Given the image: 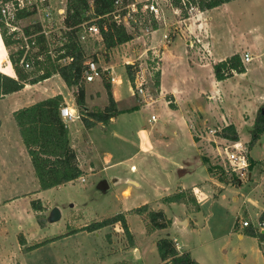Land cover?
Here are the masks:
<instances>
[{
    "label": "rangeland",
    "instance_id": "1",
    "mask_svg": "<svg viewBox=\"0 0 264 264\" xmlns=\"http://www.w3.org/2000/svg\"><path fill=\"white\" fill-rule=\"evenodd\" d=\"M158 1L161 10L158 27H164L157 30L161 36L167 29L172 38L175 29H184L188 18L197 11L190 13L187 10L190 16L183 18L181 10L174 7L170 0ZM256 15V23L263 25V20L258 21L263 16L262 13ZM215 16L209 21L213 32L216 23L222 22L221 19L218 21L216 12ZM28 18L23 20V26L31 20ZM128 29L135 35L143 34L136 28ZM9 39L11 43L6 46L0 33V61L5 58V61L0 62V70L14 76L15 67L10 56L17 54L18 45ZM83 40L88 54L91 55L88 61L94 59L101 69H105V60L110 59V53L104 51L102 39L98 40L96 35H87ZM141 45L143 46V43L137 46ZM142 50L143 48L140 52ZM138 55L120 59L113 56V59L118 60L119 71L125 69L127 72V64L139 65L140 60L135 59ZM148 56H151L149 52L146 59ZM55 57H52V60ZM48 63L47 57L45 62L35 65L32 69H25L20 63L19 67L33 77L42 73ZM39 68L42 70L38 71ZM85 83L86 106L92 107L95 102L90 95L92 85L100 88L101 84L98 79ZM129 86L130 82L125 78L122 86L125 90L123 104L133 105L134 108L122 111L107 124L98 123L91 128L83 127L80 118L70 123L73 128L75 125L79 126L71 130H74L71 143L75 145L76 153L86 156L90 150L89 157L94 160L96 171L86 175L85 181L78 178L43 190L39 188L30 156L19 136L11 109L31 104L59 90L74 106L73 93L54 75L43 83L0 100V135L11 137L9 153L4 154L0 143V173L4 168L9 179L15 174L13 191L3 192L0 196H20V203H23L25 201L22 197L32 194L29 202L31 213L24 212L22 217L12 214L8 207L0 203V226L6 224L2 223L5 220L9 228L6 236L0 233V264H159L161 259L156 241L160 236H164V230L150 232L143 215L132 211L134 207L146 203L154 208L163 207L174 223L177 219L190 218L186 232L174 229L169 232L178 242L187 244L186 248L192 247L194 255L201 258L202 264H264V238L250 234L248 228H234L236 222L247 218L257 226L261 220L260 216L264 213V130L258 139L248 146L255 120L241 125L240 140L246 142L250 157L255 163L250 169L252 175L239 183V180L228 172L225 180L221 181L218 173L217 178L207 169V165H221L224 170L229 168L219 154L217 144L209 140L212 136L208 130L217 126L200 122L198 112H195L193 107H184L189 124L192 123L193 133L196 136L203 134V137L199 136L200 152L198 147L191 143L186 132L176 134L178 129L172 123L164 126L163 117L155 122L150 121L151 113L134 105L137 101L133 100ZM151 90L152 94H155L154 83L151 84ZM105 102L106 96L97 101L99 104ZM156 111L159 109L156 108ZM256 115L257 113L255 118ZM162 126L165 131L159 133ZM149 131L159 135L161 141L154 144ZM147 134L148 138H143V135ZM219 141V149L225 157L227 143L222 139ZM1 159L5 160V165L1 164ZM127 178L137 181L139 185L133 181L128 182ZM102 179H107L109 183L106 192L97 187ZM179 186L193 187L196 190L199 206L189 199L193 212L188 210L184 203L165 205L162 202L164 195L176 191ZM128 187L131 191L125 196L123 190ZM36 188L38 191L32 192ZM187 191L188 196L195 199L193 191ZM125 193L127 194V191ZM36 199H41L44 206L38 218L32 207V200ZM55 206L60 207L62 218L58 222L49 223L47 216ZM148 208L152 207L148 205ZM121 212L126 213L134 236L133 244L119 223L96 231L81 230L88 223ZM73 229L78 231L69 233ZM239 233H242L244 238H240ZM21 239H24L25 243H22ZM47 239L51 240L43 243ZM37 243L43 244L29 250Z\"/></svg>",
    "mask_w": 264,
    "mask_h": 264
},
{
    "label": "crops",
    "instance_id": "2",
    "mask_svg": "<svg viewBox=\"0 0 264 264\" xmlns=\"http://www.w3.org/2000/svg\"><path fill=\"white\" fill-rule=\"evenodd\" d=\"M215 12L218 15V21L221 19L222 22H218L219 24L216 23L215 32H213L211 29V23L209 21L213 18V15L216 17ZM256 13L258 15L262 13L263 16L258 21H264V0H232L211 9L196 11L191 17L188 18L186 27L184 29L176 28L175 34H173L172 38L169 40L164 38V34L168 32L167 29L165 28L166 32H164L161 36L157 33V30L164 27H158L146 37L144 34H134V37L130 41L121 44L109 51L110 59L105 60V70H107L110 76H115L117 79L115 82H112V91L116 101L118 102L119 108L122 111L134 108L133 105L130 106L128 104H123L125 99V90L122 88V86L124 85L125 78H127L130 82L128 90L131 91L133 100L137 101L134 102V105L138 106L139 108L143 107V109L148 110L151 115L156 114L157 119L155 121H157L158 118L163 117L164 126L167 123L174 124V126H176L178 129L175 131L176 134L186 132L190 137L191 143L194 146H197L200 152V138L198 135L196 136L193 133L191 127L192 123L189 124V119L186 112L184 111V107H193V110L198 112L199 121L204 122L206 125H216L217 127H223L229 124H234L237 128L240 138H242L240 132L241 125H245L248 121H254L255 114L258 112L260 106L264 103V24L261 25L256 23ZM195 36H197L201 41L198 42L196 38H194ZM97 38L98 40L102 39L99 37ZM146 38L148 40H146ZM140 43H143V46H137ZM142 48L143 50L140 52ZM147 52H149L151 56L158 58V70L161 72L160 86L159 88H156L155 94L153 92V104L148 106L143 103V98L135 92L134 84L132 85L128 74H126L127 72L124 71L125 69L119 71L117 65L118 60L114 61L113 59V56L116 59H120L121 57L135 56L139 54L135 58L136 60H140L138 66L145 67V65L150 62L151 57L148 56L149 58L146 59ZM245 52H249L251 59L247 62H244L246 66V70L244 72H235L228 78L222 80L217 79L214 73V63L222 61L234 53H239L243 58ZM54 75L58 76L73 93V102L75 104L73 106V103L69 101L66 95L60 90L50 96L60 93L64 97L65 104L70 105V107L75 110H79L74 97L75 87H69L59 74H53L51 77L34 84L27 83L23 89L7 94L0 98V100L12 94L22 92L33 85L43 83L46 80L53 78ZM98 80L101 84V87L99 88L98 86L92 85L90 91L91 98L93 101H95L91 108L103 107L108 103L106 88L102 82V79L98 78ZM103 96L107 97V102L104 104L97 103L98 99ZM171 103H173L174 106H171ZM31 104L12 108L11 111H13V118L14 111ZM156 108L159 109L158 112L156 111ZM115 118L116 117H113L112 119ZM112 119L110 121H112ZM80 121L82 126L85 127L81 119ZM164 126L161 127L159 133H163L165 131ZM68 127L71 141V137L74 135V130H71L79 128V126L75 125L73 128L69 123ZM77 131L79 134V129H77ZM149 132L151 133L150 138H153L154 140V144L161 141L159 135H155V132ZM148 136V134L145 136L143 135V138H148ZM10 138L11 137H9V135H0V143H2L1 148L3 149L4 154L9 153V144L11 142ZM72 146L75 147L74 144H72ZM90 153V150H88L86 156H81L80 153H77V159L79 161L80 168L84 171V175H82L84 177L96 171L94 160L89 157ZM5 163V160L1 159V164L5 165ZM208 167L209 166L207 165V169L209 170ZM13 170H15L14 166ZM209 172L217 177V174L214 172H211L210 170ZM14 177L15 174L9 179L6 175V170H4V168L2 169L0 173V195H2L3 192L13 191V184L15 181ZM127 181H133L134 184L139 185V183L133 179L127 178ZM180 190L193 191L195 196L194 203L195 205L199 206L196 190L193 187L179 186V188H177L176 191L172 193ZM35 191H38V189L36 188L32 192ZM125 191H128V193L126 194ZM130 191V187L123 190L125 196H128ZM172 193L166 194L161 198L165 205L176 203H166L163 200L165 196H168ZM31 197L32 194L22 197L25 202L20 203L22 202L20 196H14L11 198L0 196V203L8 207L12 214L15 213L22 217L24 212L27 214L31 213L29 207ZM179 203H184L188 210L192 212L194 211V209H191V202ZM146 204L154 208L149 203ZM0 208L2 207L0 206ZM158 208H162L164 210L163 207L159 206L154 209ZM170 219L172 220L170 226L166 229H162L164 230V235H171V237L176 241L179 250L189 251L194 258L197 260L199 259L201 262V258L194 255L192 247L186 248L187 244L178 242L177 238L172 236V233L169 232L173 231V229L179 232H186L188 230L187 226L191 222L190 218L185 217L183 219H177L175 223L172 218ZM180 220L185 221L184 226L179 223ZM2 223L7 224L5 220ZM6 224H2V226H0V233L4 234L5 236L9 233V228ZM251 227L252 226L242 227L240 222H236L234 226L235 229H249ZM239 237L244 238V235L239 233ZM245 258L246 255L244 259Z\"/></svg>",
    "mask_w": 264,
    "mask_h": 264
},
{
    "label": "trees",
    "instance_id": "3",
    "mask_svg": "<svg viewBox=\"0 0 264 264\" xmlns=\"http://www.w3.org/2000/svg\"><path fill=\"white\" fill-rule=\"evenodd\" d=\"M116 0H67V14L65 17L66 30L62 31L66 41L63 46L57 48L56 57L52 60L48 55V67L42 73L30 77L23 68L19 67V60L22 51L17 54H11L10 59L15 67V75H9L0 70V98L7 94L19 91L25 87L27 83L34 84L51 77L53 74H59L69 87H75L74 97L76 105L80 112V119L87 128H91L98 123L107 124L113 117L118 116L122 110L118 106L113 91L111 76L107 70L102 69L101 79L106 88L108 103L103 107L86 106V87L84 71L87 67L89 57L83 41L81 40V30L84 22L94 23L98 25L101 31L104 51L109 52L115 47L130 41L134 37V33L128 29L123 23H119L115 15ZM124 4L133 0H122ZM190 3L196 4L198 10L204 11L214 8L223 3L232 0H188ZM171 4L181 10L183 18L190 15L185 8L182 0H170ZM31 29L27 27L26 33L32 34L39 30L37 25ZM154 29L158 28V23L154 21ZM6 46L11 41L4 30H1ZM39 51L37 53H45L48 50V42L45 35L40 34L37 37ZM61 49L65 51L60 52ZM71 57L72 60L67 63H59L60 59ZM94 58L95 55H93ZM3 59V60H2ZM1 59V63L5 58ZM94 60V59H92ZM214 73L217 79L222 80L232 76L235 72L241 73L246 70L245 63L239 53H234L226 59L214 63ZM101 69V68H100ZM138 65L127 64V74L134 84L135 71ZM42 69L39 68L38 71ZM154 85L159 88L161 81V72L156 70L153 73ZM64 97L62 94L46 97L29 106H25L14 111V118L18 126L20 136L30 155L31 163L39 182L41 190L58 186L84 175V171L78 165L77 153L70 141L69 127L61 116V107L64 105ZM171 106H174L171 103ZM264 130V103L258 109L254 125L250 131V141L252 144L256 141L260 133ZM220 137L232 141H239L240 136L234 124L221 127L217 133ZM208 161V159L205 158ZM253 159L250 157V168L254 165ZM209 170L218 173L219 178L224 181L225 175L228 173L221 165H209ZM233 177H237L233 174ZM195 199L188 196L187 190H180L163 198L164 202H189ZM33 210L38 218L39 212L44 209L41 199L32 200ZM132 211L136 214L143 215L147 221L149 231L166 229L170 226L172 220L162 209L148 208V204L134 207ZM145 214V215H144ZM264 220V213L260 216ZM121 224L125 234L131 244L134 243L133 233L128 225L126 213L121 212L115 215L95 220L86 224L83 229L87 231H96L105 226ZM78 231L71 230L69 233ZM252 235L264 238V232H259L255 228H249ZM66 233V234H69ZM25 243L24 239H21ZM51 239H47V242ZM43 243H37L35 248ZM158 253L160 255V264H200L199 261L192 256L187 250H179L176 241L170 235L160 236L156 241Z\"/></svg>",
    "mask_w": 264,
    "mask_h": 264
},
{
    "label": "built area",
    "instance_id": "4",
    "mask_svg": "<svg viewBox=\"0 0 264 264\" xmlns=\"http://www.w3.org/2000/svg\"><path fill=\"white\" fill-rule=\"evenodd\" d=\"M182 1L190 13L194 10L198 11L196 4L190 3L188 0ZM158 4V0H133L127 4H124L122 0H116L113 14L119 23H123L128 28L139 29L144 35H148L154 30V21L158 23L161 16V10ZM66 14L67 0H0V33L1 30H4L8 38H11L14 44L18 45L17 52H23L19 63L25 69H32L35 65L45 62L48 55H51V57L56 56L57 48L63 46V42L66 41V37L62 34V31L67 29L64 23ZM32 17L36 18L32 19ZM26 18L31 20L28 21L26 26H23L22 22ZM35 25L39 27L37 32L32 34L26 33L25 29L27 27L33 29ZM82 27V41H84L83 39L87 35H96L102 38L98 25L84 22ZM40 34L45 35L48 42V50L45 53H37L39 51L37 37ZM164 38L169 40L170 34L168 32L165 33ZM195 38L198 42L201 41L197 36ZM64 51V49L60 50L61 53ZM156 58H150V62L145 67L139 66L135 71L134 89L143 98V103L146 106L153 104L154 101L151 84L154 83L153 73L159 67V62ZM242 59L244 62L249 61L251 59L249 52H245ZM71 60L72 58L67 56L59 61L67 63ZM101 74L102 69H100L96 61L89 60L84 71L85 81L100 79ZM116 80L115 76H111V82H115ZM60 111L67 125L81 116L79 110L73 109L68 104L62 105ZM156 119L157 115L152 114L150 121H155ZM220 129L221 127H213L208 130V133L212 136L209 140L214 141L217 144V148L221 144V141L218 139L222 138L217 134ZM199 136L203 137V134H199ZM222 140L227 143L225 157L222 155L220 149H218V152L229 166L226 170L234 174L237 180L241 182L244 179L250 178V154L246 142L242 140L232 141L226 138H222ZM262 164L264 165V161H262ZM81 180L85 181L86 178L81 176ZM240 223L242 227L252 226L257 231L264 230L263 219L258 221L257 226L249 218L242 220Z\"/></svg>",
    "mask_w": 264,
    "mask_h": 264
},
{
    "label": "water",
    "instance_id": "5",
    "mask_svg": "<svg viewBox=\"0 0 264 264\" xmlns=\"http://www.w3.org/2000/svg\"><path fill=\"white\" fill-rule=\"evenodd\" d=\"M241 183V181H240ZM98 189L103 191V192H106L109 188V183H108V180L107 179H102L99 183H98ZM62 218V211L60 209V207L58 206H55L53 207L50 211H49V214L47 216V220L49 223H55V222H58L59 220H61ZM179 223L181 225H185V221L184 220H180ZM264 232V231H263Z\"/></svg>",
    "mask_w": 264,
    "mask_h": 264
},
{
    "label": "bare ground",
    "instance_id": "6",
    "mask_svg": "<svg viewBox=\"0 0 264 264\" xmlns=\"http://www.w3.org/2000/svg\"><path fill=\"white\" fill-rule=\"evenodd\" d=\"M127 193H128V191H127Z\"/></svg>",
    "mask_w": 264,
    "mask_h": 264
}]
</instances>
